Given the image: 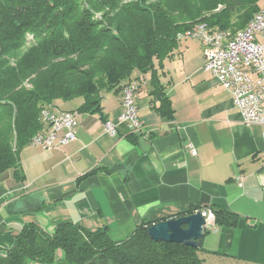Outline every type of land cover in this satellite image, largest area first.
<instances>
[{
  "label": "crops",
  "instance_id": "0c3cea01",
  "mask_svg": "<svg viewBox=\"0 0 264 264\" xmlns=\"http://www.w3.org/2000/svg\"><path fill=\"white\" fill-rule=\"evenodd\" d=\"M195 41L180 40L162 67L156 61L173 117L156 110L152 72L133 74L148 131L134 132L122 120V89L103 94L102 114L81 113L82 98L54 101L58 110L79 112L77 139L50 149L30 143L20 153L24 179L13 168L0 174V252L15 247L27 223L48 234L62 223L107 227L122 240L145 221L188 215L195 205L238 216L236 226L205 229V261L264 264V128L243 121L231 93L205 70L207 49Z\"/></svg>",
  "mask_w": 264,
  "mask_h": 264
},
{
  "label": "trees",
  "instance_id": "16d2710c",
  "mask_svg": "<svg viewBox=\"0 0 264 264\" xmlns=\"http://www.w3.org/2000/svg\"><path fill=\"white\" fill-rule=\"evenodd\" d=\"M262 1L0 0V174L13 168L24 179L21 149L44 128L43 108L56 99L82 98L81 113L102 114L103 94L123 89L137 71L152 72L156 110L173 117L156 61L162 67L179 47L177 34L198 22L244 28ZM200 209L193 205L188 213ZM214 214L220 226L238 224L231 211L214 208ZM153 223L143 222L122 240H114L107 227L62 223L48 234L27 223L15 247L0 252V264H207L202 245L151 238Z\"/></svg>",
  "mask_w": 264,
  "mask_h": 264
},
{
  "label": "built area",
  "instance_id": "2783aa9c",
  "mask_svg": "<svg viewBox=\"0 0 264 264\" xmlns=\"http://www.w3.org/2000/svg\"><path fill=\"white\" fill-rule=\"evenodd\" d=\"M177 37L200 41L206 47L205 70L211 71L231 93L247 125L264 128V7L242 29L212 28L202 21L179 32ZM122 90V120L129 122L134 132L148 131L138 114V83L131 82ZM41 120L44 128L34 134L31 141L34 145L50 149L77 139L78 111H61L51 105L42 109ZM105 129L110 134L116 132L111 121L106 122ZM191 152L197 155L195 147ZM201 211L206 218L205 229L210 228L216 223L214 212Z\"/></svg>",
  "mask_w": 264,
  "mask_h": 264
},
{
  "label": "water",
  "instance_id": "95a60500",
  "mask_svg": "<svg viewBox=\"0 0 264 264\" xmlns=\"http://www.w3.org/2000/svg\"><path fill=\"white\" fill-rule=\"evenodd\" d=\"M206 218L201 210L192 214L155 222L148 227V233L154 240L184 243L200 247L205 236Z\"/></svg>",
  "mask_w": 264,
  "mask_h": 264
},
{
  "label": "rangeland",
  "instance_id": "374dc122",
  "mask_svg": "<svg viewBox=\"0 0 264 264\" xmlns=\"http://www.w3.org/2000/svg\"><path fill=\"white\" fill-rule=\"evenodd\" d=\"M261 5H264V0L262 1V4ZM32 35H28V39H32ZM184 40H186V39H184ZM188 40H192V41H194L193 39H188ZM199 43H201L200 41H195V45H198L199 46ZM202 44V43H201ZM200 63H198L196 66H198ZM207 261V264H214V263H212L211 261H208V260H206ZM220 261V263L221 264H227L229 261H225V260H223V259H221V260H219Z\"/></svg>",
  "mask_w": 264,
  "mask_h": 264
}]
</instances>
